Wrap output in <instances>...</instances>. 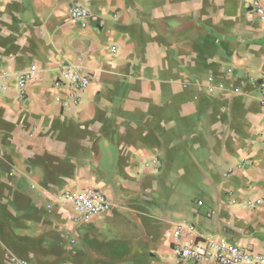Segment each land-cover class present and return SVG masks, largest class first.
<instances>
[{
	"label": "crops",
	"instance_id": "1",
	"mask_svg": "<svg viewBox=\"0 0 264 264\" xmlns=\"http://www.w3.org/2000/svg\"><path fill=\"white\" fill-rule=\"evenodd\" d=\"M69 64L91 82L65 109L53 80ZM31 65L26 97L0 98V184L18 217L6 254L175 264L174 243L208 237L264 253V17L244 0H0V70ZM64 187H96L110 206L37 220L40 191Z\"/></svg>",
	"mask_w": 264,
	"mask_h": 264
},
{
	"label": "built area",
	"instance_id": "2",
	"mask_svg": "<svg viewBox=\"0 0 264 264\" xmlns=\"http://www.w3.org/2000/svg\"><path fill=\"white\" fill-rule=\"evenodd\" d=\"M244 2L249 10L264 17V8L260 0H244ZM68 13L71 19L82 22L90 16L88 9L79 4L72 5ZM35 72V65L13 75L6 70H0V98L13 86L17 98L24 99L27 95V84L34 77ZM90 82V75L83 72L79 66L69 64L61 67L53 80L54 87L64 90V96L56 99L59 105L65 109L76 106ZM254 85L258 89L259 103L264 107V82L255 80ZM40 192L44 197L41 204L48 213H52L58 208L64 211L65 219L72 222H79L92 215L102 213L110 206L106 194L96 187L80 189L64 187L56 191L43 189ZM255 203H259V200H256ZM192 229L193 227L190 226V230ZM178 233V230L175 231V236ZM173 253L175 264L185 261H214L217 264H264V253L247 250L229 243L222 237H208L183 244L174 243ZM21 264L28 263L21 261Z\"/></svg>",
	"mask_w": 264,
	"mask_h": 264
},
{
	"label": "rangeland",
	"instance_id": "3",
	"mask_svg": "<svg viewBox=\"0 0 264 264\" xmlns=\"http://www.w3.org/2000/svg\"><path fill=\"white\" fill-rule=\"evenodd\" d=\"M5 142L2 143V145ZM5 145V144H4ZM1 144H0V155L4 152L1 148ZM1 170H0V174H1ZM8 170L7 171H3V173L0 175V179L4 180H8L10 179V177H8ZM2 182V180H0V183ZM3 183V182H2ZM3 185L0 184V240L4 241L6 236L11 235V223L13 220L18 219V217L16 216V207H17V202L15 201L14 195L8 193L9 190H5L4 188H2ZM35 207H33V209H36V213H35V218L37 220H47L49 219L48 217H52L54 216V213H47L44 209V207H39L38 204ZM40 205V204H39ZM3 246L0 244V264H21V261H29L27 260V257H22L20 256L18 253H12L9 252L6 254V250L5 248H2ZM19 252L21 253V255H23L24 251L22 249V245H18ZM6 254V255H5ZM25 261V262H26Z\"/></svg>",
	"mask_w": 264,
	"mask_h": 264
}]
</instances>
